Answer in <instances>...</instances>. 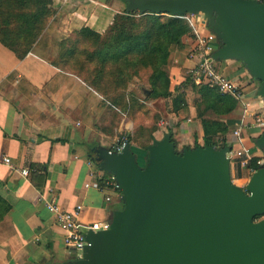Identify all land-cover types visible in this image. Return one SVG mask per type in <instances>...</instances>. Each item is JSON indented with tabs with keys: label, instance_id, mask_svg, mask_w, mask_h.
Segmentation results:
<instances>
[{
	"label": "crops",
	"instance_id": "1",
	"mask_svg": "<svg viewBox=\"0 0 264 264\" xmlns=\"http://www.w3.org/2000/svg\"><path fill=\"white\" fill-rule=\"evenodd\" d=\"M52 6L54 15L24 57L18 58L0 42V197L9 204L0 220V264H66L80 256L81 250L64 244V229L47 210L48 200L54 199L64 209L82 204L77 216L82 224L109 222L112 212L122 206L119 192L84 184L108 176L96 162L88 165V161H95L97 149L113 150L118 138L132 136L134 121L81 77L57 66L54 59L61 50V41L81 27L105 31L115 12L125 8V2L53 0ZM193 46V37L188 36L180 45L172 44L162 66L171 92L185 84L181 86L184 101L177 103L176 110L173 95L148 102L151 106L163 103L168 109L167 116L158 121L154 139L170 133L178 150L204 144L197 88L190 86L193 83L187 77V71L199 60ZM215 61L219 71L243 88L255 114L264 118V104L257 94L260 81L240 60ZM146 94L144 97H149ZM242 110L237 102L228 113L204 114L228 127L213 144H241L232 130ZM241 131V142L257 154L260 148L255 139L262 129L246 123ZM150 143L145 136L130 142L140 166L146 164L144 145ZM4 156L10 158L11 165L4 162ZM25 168L26 175L20 172ZM232 178L238 177L232 174Z\"/></svg>",
	"mask_w": 264,
	"mask_h": 264
},
{
	"label": "water",
	"instance_id": "2",
	"mask_svg": "<svg viewBox=\"0 0 264 264\" xmlns=\"http://www.w3.org/2000/svg\"><path fill=\"white\" fill-rule=\"evenodd\" d=\"M125 10L181 16L202 12L215 34L214 60H240L264 101V0H124ZM264 148V128L255 139ZM230 146L178 150L170 133L147 147L140 166L130 142L97 149L122 208L108 229L81 227L85 245L66 264H264V164L234 183Z\"/></svg>",
	"mask_w": 264,
	"mask_h": 264
},
{
	"label": "trees",
	"instance_id": "3",
	"mask_svg": "<svg viewBox=\"0 0 264 264\" xmlns=\"http://www.w3.org/2000/svg\"><path fill=\"white\" fill-rule=\"evenodd\" d=\"M107 2L110 3L109 0ZM52 3L53 0H0V42L18 58L24 57L54 15ZM185 36L194 39L190 24L182 16L127 12L123 8L115 12L102 33L81 27L62 40L54 63L81 77L134 121L133 134L126 138L128 142L145 136L148 142L153 143V132L158 129L161 119L159 111L141 105L143 100L135 96L131 98L132 94L126 95L125 90L131 78L141 77L149 83V97L173 95V108L176 110L177 103L184 101L181 86L185 84L176 86L171 92L162 66L167 62L169 47L180 45ZM190 86L197 88L204 144L213 143L216 136L228 127L218 119L204 117V114L207 111L228 113L235 108L237 100L215 88L191 83ZM150 144L144 145L146 150ZM8 208L9 204L0 197V220Z\"/></svg>",
	"mask_w": 264,
	"mask_h": 264
},
{
	"label": "built area",
	"instance_id": "4",
	"mask_svg": "<svg viewBox=\"0 0 264 264\" xmlns=\"http://www.w3.org/2000/svg\"><path fill=\"white\" fill-rule=\"evenodd\" d=\"M181 16L188 21L192 28V33L194 35L193 49L199 57L196 65L187 71V77L196 86L215 88L221 93H227L233 96L243 107L242 116L236 121V127L232 130V134L241 144L238 146H230V152L227 153L230 160L231 173L238 177L236 179L240 180V185L243 186L247 183L250 175L256 171L259 166L264 164V148L259 149L258 153L255 154L250 147L243 144L241 142L243 139L241 127L247 123L263 129L264 118L255 114L251 106V101L246 100V94L243 88L218 70L216 61L211 57V53L217 46L216 36L209 29L204 14L202 12L185 13ZM261 103L264 104L262 99ZM126 142V138H118L115 147L121 148ZM225 144L224 142L218 146H224ZM3 160L5 163L11 165L8 156H4ZM93 163H95L93 159L88 161V165H93ZM20 172L26 175L28 174V169H21ZM237 173H239V175H237ZM84 186L93 187L102 191L111 189L119 192L114 176L109 173L108 176H99L91 182H86ZM105 199L109 201L110 196L107 195ZM45 206L48 211L55 215L56 222L64 229V244L78 250H81L86 243L83 233L81 232V227L94 230L108 229L109 227V222L93 221L87 224L77 222V216L82 209V204H77L72 209H64L54 199H51L45 202Z\"/></svg>",
	"mask_w": 264,
	"mask_h": 264
},
{
	"label": "rangeland",
	"instance_id": "5",
	"mask_svg": "<svg viewBox=\"0 0 264 264\" xmlns=\"http://www.w3.org/2000/svg\"><path fill=\"white\" fill-rule=\"evenodd\" d=\"M107 1H108V0H107ZM109 2H110V0H109ZM122 10H123V8H121V11H122ZM216 43H218L217 40H216ZM130 84H134V86L130 87V89L128 90V87H129ZM145 87H146V88H145ZM149 88H150V86H149L148 81L142 79L141 77H139V79H138V77L136 76V78H131V79H130V82H129L128 85H127V88H126V90H125V93H126V95H128V94H132L131 98H134V96H135V97L138 98L140 101L143 100V102H142V104H141V105H143V106L150 107V108H153V107H154V109H155V108L157 109V107H158V111H159V113H160L159 117H165V116H167L165 112H166V110L168 111V109L165 108V107L163 106V103L158 104V106H157V105L151 106V105L148 104V102L150 101L149 99H155V98H151V97H144V95L146 94V92L144 93L143 89H144L145 91H147V90L149 91ZM149 93H150V91H149ZM149 93L146 94V95L149 96ZM105 98H106V97H105ZM157 98H158V97H157ZM126 101H127V100H126ZM124 103L126 104L125 100H124ZM113 106H114V105H113ZM115 107H116V106H115ZM166 107H167V106H166ZM116 108H117V107H116ZM140 115H141V114H140ZM234 183L237 184V185H240L241 181L235 179V180H234ZM121 208H122V206H121L119 209H121Z\"/></svg>",
	"mask_w": 264,
	"mask_h": 264
}]
</instances>
